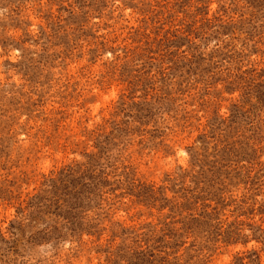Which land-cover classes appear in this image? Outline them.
Instances as JSON below:
<instances>
[{
    "label": "rangeland",
    "instance_id": "1",
    "mask_svg": "<svg viewBox=\"0 0 264 264\" xmlns=\"http://www.w3.org/2000/svg\"><path fill=\"white\" fill-rule=\"evenodd\" d=\"M0 264H264V0H0Z\"/></svg>",
    "mask_w": 264,
    "mask_h": 264
}]
</instances>
